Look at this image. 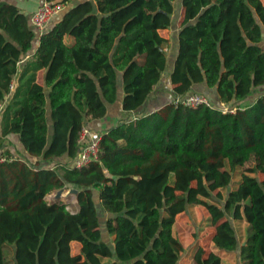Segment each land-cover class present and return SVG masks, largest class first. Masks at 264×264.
I'll return each mask as SVG.
<instances>
[{
    "label": "trees",
    "instance_id": "16d2710c",
    "mask_svg": "<svg viewBox=\"0 0 264 264\" xmlns=\"http://www.w3.org/2000/svg\"><path fill=\"white\" fill-rule=\"evenodd\" d=\"M46 1L69 7L38 35L20 8L0 0V264H179L174 225L198 205L217 251L195 247L194 264L237 253L240 264H264V93L239 105L264 86V0H182L173 90L186 96L205 83L235 112L173 101L145 114L138 110L167 69L162 32L175 0ZM120 74L123 109L138 115L101 133L97 161L50 167L4 148L19 134L31 156L73 161L83 127L117 101ZM63 188L78 190L76 212L47 200ZM234 222L247 223L243 245Z\"/></svg>",
    "mask_w": 264,
    "mask_h": 264
},
{
    "label": "crops",
    "instance_id": "0c3cea01",
    "mask_svg": "<svg viewBox=\"0 0 264 264\" xmlns=\"http://www.w3.org/2000/svg\"><path fill=\"white\" fill-rule=\"evenodd\" d=\"M11 4L16 5L18 8L21 9L22 12H24L30 20V16L32 13H34L39 6L45 2L46 0H4ZM84 0H73L71 5L76 4L78 2H81ZM178 1V9L174 10V13L172 15V24L168 29L163 30L162 34L164 37H166L169 40V44L167 46V56H168V65L166 71L163 73V76L158 83L155 91L150 95V98L145 103V105L142 106L138 111L141 112V114L145 113H151L155 111L161 110L164 105L167 103L173 102L177 100L180 96H178L174 90L173 85L171 82L170 74L173 71L174 63L178 55L179 51V32H180V19L182 15V0H175ZM180 2V3H179ZM70 5V6H71ZM61 12L56 16L55 20H58L62 17V13L69 7L66 5H63ZM53 21V22H54ZM52 22V24H53ZM51 24V26H52ZM30 26L33 28L31 21ZM50 26V27H51ZM40 43L39 36L34 40L32 49L23 56L22 61L19 63L20 69H22L23 66H25L26 62L30 59V57L35 53ZM44 77H45V70L42 69L38 73V82L44 83ZM16 85L18 84V76H16L13 80ZM201 92L206 95H208L213 103L218 107H231V105H226L222 103L219 99L217 88H209L205 83L203 84H197L194 86L192 92ZM264 93V86H261L256 89V91L249 96L247 99H245L242 102H239V105L241 106H247L249 104H252L255 102V100ZM124 98V88H123V78L122 74H120L119 82H118V99L114 104H108V112L107 115L100 120H95L91 123H89V127L92 130V133L94 135H101L102 132L108 130L110 127L118 124L120 121L129 120L138 115L137 112L132 111L128 112L123 109L122 102ZM9 97H7V100ZM7 102L4 103L6 105ZM47 118H48V124H49V142L51 140L52 134H53V121L51 118V108L50 105L47 107ZM2 135V115H0V136ZM4 148L9 149L14 155H20L24 158H26L29 161H36L39 160L41 157H35L31 156L26 149L24 148L19 134H10L7 137V140L5 141ZM64 162H68L72 164V160L68 156H63L59 158V160ZM260 179L262 178V175L259 174L258 176ZM232 187L225 190L223 193L226 195L229 191H231ZM75 196L76 201V209L75 212L78 210V203L77 198ZM64 201H66V196L61 197ZM96 202L98 204V207H101L99 195L96 192L95 195ZM204 206L198 205L193 207L192 209V216H184L186 215L184 213L180 214L176 220V223L174 225V233L177 236V238L181 241L184 251L182 252L181 260L179 264H194L193 260V249L199 245L204 246L208 250H214L217 251L214 248V244L212 242V235L214 232V229L212 227L208 226V219H209V213L205 210V216L203 218H200V216H195V212L199 210V208H202ZM194 222L195 225H200V230L197 232L196 235L188 233L189 231L186 229H182V227L188 222ZM235 223V222H234ZM239 229V232L241 234L242 238V245L246 243V228L247 223L246 222H239L235 223ZM193 227L192 225H190ZM181 227V228H180ZM210 229V230H208ZM181 230L182 232L177 235L176 232ZM208 230V231H207ZM194 232V231H193ZM206 236V237H205ZM113 238V237H112ZM240 252V251H239ZM223 255V264H240L239 262V254H235L233 256L222 254Z\"/></svg>",
    "mask_w": 264,
    "mask_h": 264
},
{
    "label": "built area",
    "instance_id": "2783aa9c",
    "mask_svg": "<svg viewBox=\"0 0 264 264\" xmlns=\"http://www.w3.org/2000/svg\"><path fill=\"white\" fill-rule=\"evenodd\" d=\"M62 4L54 2H43L39 8L31 14L30 21L33 28L36 30L38 35H41L44 31L48 30L56 18V16L62 10ZM16 87V83L12 81L10 85L11 91ZM185 106L196 107L200 105L205 106H216L212 99L201 92H191L186 96H181L177 100ZM5 107L4 103H0V112ZM218 107V106H217ZM226 111L235 112L234 108L231 107H220ZM101 135L97 136L92 133L89 125H86L82 129L80 137V150L77 157L72 161L71 166L76 168H82L99 158V142Z\"/></svg>",
    "mask_w": 264,
    "mask_h": 264
},
{
    "label": "rangeland",
    "instance_id": "374dc122",
    "mask_svg": "<svg viewBox=\"0 0 264 264\" xmlns=\"http://www.w3.org/2000/svg\"><path fill=\"white\" fill-rule=\"evenodd\" d=\"M180 3V2H179ZM67 6V5H66ZM174 6L176 7V9H178V7H179V5H178V1H175L174 2ZM62 8H64L63 6H62ZM65 9V8H64ZM63 9V10H64ZM62 10V11H63ZM7 149V148H6ZM14 154V153H13ZM18 157H22V156H20V155H17ZM24 158V157H23ZM24 159H26V158H24ZM29 161V160H28ZM57 161H59V162H64V160L62 159V161L61 160H55V161H53V162H49V161H44L42 158H40L39 160H36V161H29L30 163H38V164H40V165H43V166H50V167H54V166H56V162ZM66 189V191L63 193V195L62 196H64V198H65V196H66V203L68 204V209L69 210H71L72 212H75V207H76V199H75V196H74V193H70V190L72 189V188H65ZM59 191V190H58ZM58 191H55V192H53V193H51V194H49L48 196H47V200L48 201H54V200H56L57 199V192ZM192 209H193V207H191V208H189L187 211H186V215H184V216H192ZM205 208L204 207H202V208H199V210L197 211V212H195V216H200V218H203L204 216H205V210H204ZM207 210V209H206ZM100 212H101V222H102V224H101V228H102V230H103V239L107 242V243H109L111 246H113V238L106 232V228H105V220H106V218H107V216H104L103 215V213H102V211L100 210ZM190 225H192L193 227H191ZM200 226H201V224L200 225H195L194 224V222L192 221V222H188V223H186V227H185V225L182 227V229H186V230H188L189 232L188 233H190V234H193V235H196L197 234V232H199V230H200ZM181 228V227H180ZM208 230H210V229H208ZM207 230V231H208ZM194 231V232H193ZM182 231L181 230H179L178 232H176V234L177 235H179L180 233H181ZM206 237V236H205Z\"/></svg>",
    "mask_w": 264,
    "mask_h": 264
},
{
    "label": "water",
    "instance_id": "95a60500",
    "mask_svg": "<svg viewBox=\"0 0 264 264\" xmlns=\"http://www.w3.org/2000/svg\"><path fill=\"white\" fill-rule=\"evenodd\" d=\"M65 191H66L65 188L60 189V190L57 192V198H61L62 195H63V193H64ZM77 192H78V190L75 189V188H72V189L70 190V193H77Z\"/></svg>",
    "mask_w": 264,
    "mask_h": 264
}]
</instances>
